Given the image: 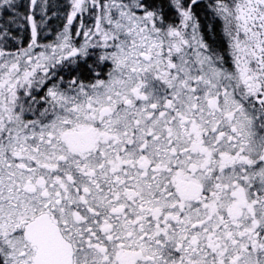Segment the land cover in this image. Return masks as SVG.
I'll use <instances>...</instances> for the list:
<instances>
[{"label": "snow or ice", "instance_id": "1", "mask_svg": "<svg viewBox=\"0 0 264 264\" xmlns=\"http://www.w3.org/2000/svg\"><path fill=\"white\" fill-rule=\"evenodd\" d=\"M0 264H264V0H0Z\"/></svg>", "mask_w": 264, "mask_h": 264}, {"label": "rangeland", "instance_id": "2", "mask_svg": "<svg viewBox=\"0 0 264 264\" xmlns=\"http://www.w3.org/2000/svg\"><path fill=\"white\" fill-rule=\"evenodd\" d=\"M202 1H204L206 3L208 2V0H202ZM54 22L56 23V19L55 18H53V20H52V27H56L57 26Z\"/></svg>", "mask_w": 264, "mask_h": 264}, {"label": "trees", "instance_id": "3", "mask_svg": "<svg viewBox=\"0 0 264 264\" xmlns=\"http://www.w3.org/2000/svg\"><path fill=\"white\" fill-rule=\"evenodd\" d=\"M202 2H204V1H202ZM204 3H206V2H204ZM54 23H55V22H54ZM60 23H61L60 21H57V20H56V23H55V24L58 25V24H60Z\"/></svg>", "mask_w": 264, "mask_h": 264}]
</instances>
